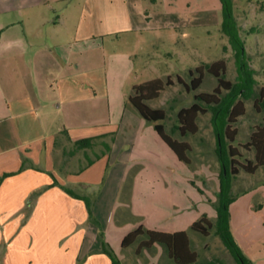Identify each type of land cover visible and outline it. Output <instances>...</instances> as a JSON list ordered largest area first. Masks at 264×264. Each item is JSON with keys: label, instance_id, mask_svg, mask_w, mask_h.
Segmentation results:
<instances>
[{"label": "crops", "instance_id": "crops-1", "mask_svg": "<svg viewBox=\"0 0 264 264\" xmlns=\"http://www.w3.org/2000/svg\"><path fill=\"white\" fill-rule=\"evenodd\" d=\"M148 2L157 0H0V264H111L105 247L122 264H177L159 244L137 251L144 236L123 240L144 227L186 231L192 246V224L217 220V199H121L147 138L167 146L136 110L101 130L83 124V101L107 91L109 74L125 88L138 62L156 70L159 32L175 24L155 19ZM189 5L199 10L198 0ZM85 138L94 147L75 148ZM254 175L236 192L231 228L247 258L264 264V168ZM213 259L225 264L203 261Z\"/></svg>", "mask_w": 264, "mask_h": 264}, {"label": "rangeland", "instance_id": "rangeland-1", "mask_svg": "<svg viewBox=\"0 0 264 264\" xmlns=\"http://www.w3.org/2000/svg\"><path fill=\"white\" fill-rule=\"evenodd\" d=\"M198 1L200 3L198 11H193L189 5L190 0H157L152 4L148 2L150 10H155L159 15V18L155 17V19L167 20L175 24L159 32L165 40L159 45L162 57L156 62V70L142 71L140 69L142 63L138 62V70L131 75V80H126L125 88L117 86L116 75L111 73L107 91L106 89L97 91L96 100L83 101V124L90 125L91 129L101 130L111 123H118L126 107L133 109L127 105L128 97L133 94L131 84H140L154 78H162L166 81L170 77L173 81L158 99L148 101V104L167 112V118L159 123L164 125L168 134L175 139L190 143L191 164L179 162L161 140L160 144H157L147 138L144 147L138 154L135 153L121 199L129 197L131 199V194L132 199H217L219 163L211 113L199 116V131L196 134L183 137L175 130L178 124V112L192 105L194 93L212 92L217 85L216 78L206 74L202 86L197 91L188 92L179 82L178 77L189 82L191 69L225 59L227 79L235 81L237 78L235 51L221 29L223 20L221 2ZM208 5L212 7L204 9ZM234 15L241 37L246 42L248 63L256 71V93H258L261 87H264V0H234ZM159 46L157 48H160ZM262 122L263 114L255 110L253 100H247L246 113L235 125L238 136L233 143L243 154L242 162L245 159L254 160V151L246 150L242 145L249 141L252 131ZM146 123L156 134L155 123L148 121ZM257 175L241 170L234 180L237 191L233 194L236 196L238 195L236 192L250 183L253 184ZM191 235L194 239L192 247L199 252L201 261L216 257L221 258L225 264L235 261L214 232L208 236L209 238L194 231H191Z\"/></svg>", "mask_w": 264, "mask_h": 264}, {"label": "trees", "instance_id": "trees-1", "mask_svg": "<svg viewBox=\"0 0 264 264\" xmlns=\"http://www.w3.org/2000/svg\"><path fill=\"white\" fill-rule=\"evenodd\" d=\"M222 9V32L229 38L232 49L235 51V66L237 78L235 81L227 79V63L219 59L213 63H206L189 71L190 80L186 82L178 77L179 82L188 92L197 91L203 84L205 75L211 74L217 80V85L212 92L194 93V102L189 107L182 108L178 114V124L175 130L185 137L199 131L198 118L200 115L211 113V123L216 138V155L219 163V191L217 193L216 222H212L206 215L195 221L191 230L208 237L212 232L218 236L228 249L236 264H253L247 258L234 237L231 228V204L240 196L232 193V185L241 170L254 175L260 168H264V87L256 93V71L247 60L246 42L240 34V28L234 15V0H219ZM173 81L161 78L152 79L136 85L133 94L128 97L127 105L136 110L143 119L155 123L154 128L161 139L175 153L177 158L190 165L189 153L192 151L190 143L173 138L165 130L160 121L167 118V112L161 108H153L148 101L158 99L167 86ZM253 100V106L258 113L263 114V122L256 126L250 135L249 141L242 145L246 150L254 151V160L241 161L243 154L239 147L233 145L238 129L235 125L246 113V101ZM96 138H85L75 143L77 149H91ZM106 150L110 149L108 144ZM71 196L85 201L91 211V201L85 196L78 195L70 188L62 186ZM145 239L139 244L137 251L150 248L154 244L163 246L169 258L177 264H221L218 259L200 261V255L192 249L188 232L164 233L148 230L144 227L132 231L123 240V247L135 243L140 237ZM109 254L111 264H122L112 251L105 247Z\"/></svg>", "mask_w": 264, "mask_h": 264}]
</instances>
